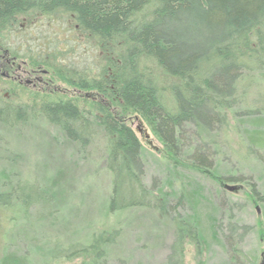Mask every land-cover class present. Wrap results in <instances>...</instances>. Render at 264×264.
<instances>
[{
    "label": "rangeland",
    "instance_id": "374dc122",
    "mask_svg": "<svg viewBox=\"0 0 264 264\" xmlns=\"http://www.w3.org/2000/svg\"><path fill=\"white\" fill-rule=\"evenodd\" d=\"M70 19L62 12L22 18L20 31L0 47V55L14 57L23 68L48 71L42 90L19 86L0 73V117L9 121L0 120V197L15 192L9 205H0V264H167L179 222L190 223L203 241L186 240L182 264H262L264 201L253 189L264 196V70L245 72L236 83L227 125L203 135L212 144L204 145L193 126L186 127L182 142L209 149L214 174L222 180L171 165L158 137L130 119L144 146V184L161 194L163 206L111 212L112 178L101 127L93 122L92 137L82 144L41 112L49 102L84 96L63 79L69 78L62 66L67 58L74 66L100 62L90 43L72 47L80 31ZM56 38L60 53H40L48 61L37 66L35 51ZM80 100L78 105L88 108ZM7 107L22 109L24 119ZM17 198L32 203L25 207ZM98 236L107 240L101 252L84 251Z\"/></svg>",
    "mask_w": 264,
    "mask_h": 264
},
{
    "label": "trees",
    "instance_id": "16d2710c",
    "mask_svg": "<svg viewBox=\"0 0 264 264\" xmlns=\"http://www.w3.org/2000/svg\"><path fill=\"white\" fill-rule=\"evenodd\" d=\"M55 12L69 15L80 31L72 47L90 43L100 62L74 66L67 58L62 65L69 76H63L65 81L77 90L92 91L81 96L88 108L80 107L81 97H75L49 102L41 112L82 144L92 137L93 122L101 127L112 178L111 212L163 206L161 194L144 184V146L130 119L143 122L158 137L171 165L222 180L214 174L209 149L203 152L182 141L186 127L193 126L204 145L212 144L203 135L227 125L236 83L245 72L264 70V0H0V47L11 32L20 31L22 18H47ZM59 43L57 38L45 41L35 51L36 65L48 61L40 53H60ZM11 110L24 119L22 109ZM74 128L82 135L73 133ZM142 129L137 127L138 132ZM14 193L0 197V205H9ZM253 193L264 201L255 188ZM16 200L25 207L32 203ZM189 224L178 223L167 264H182L187 239L203 242ZM106 242L98 236L83 250L100 253Z\"/></svg>",
    "mask_w": 264,
    "mask_h": 264
},
{
    "label": "flooded vegetation",
    "instance_id": "af4514ba",
    "mask_svg": "<svg viewBox=\"0 0 264 264\" xmlns=\"http://www.w3.org/2000/svg\"><path fill=\"white\" fill-rule=\"evenodd\" d=\"M24 65L16 63L14 57L10 58L7 55H0V73L5 80L12 83H18L19 86H27L30 88H35L37 90H42L43 87L47 85L44 82V77L48 74L47 70L35 67V69L23 68ZM74 92L85 97H89L92 91H82L73 88Z\"/></svg>",
    "mask_w": 264,
    "mask_h": 264
},
{
    "label": "water",
    "instance_id": "95a60500",
    "mask_svg": "<svg viewBox=\"0 0 264 264\" xmlns=\"http://www.w3.org/2000/svg\"><path fill=\"white\" fill-rule=\"evenodd\" d=\"M147 137H149V135H147Z\"/></svg>",
    "mask_w": 264,
    "mask_h": 264
}]
</instances>
